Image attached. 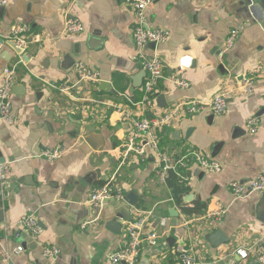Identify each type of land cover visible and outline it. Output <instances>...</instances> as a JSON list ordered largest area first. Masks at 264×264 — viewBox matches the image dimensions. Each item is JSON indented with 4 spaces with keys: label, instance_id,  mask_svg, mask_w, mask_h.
<instances>
[{
    "label": "crops",
    "instance_id": "crops-1",
    "mask_svg": "<svg viewBox=\"0 0 264 264\" xmlns=\"http://www.w3.org/2000/svg\"><path fill=\"white\" fill-rule=\"evenodd\" d=\"M8 1L0 9V84L4 69L18 64L12 98L17 121L8 125L0 120V164L11 169L0 195V264H112L110 256L124 247L127 226L146 212L151 215L144 234L160 238L155 247L143 244L137 264H181L176 255L181 246L199 264H258V254L264 253L259 219L264 195L235 200L229 188L232 181L246 183L264 174V20L250 10V2L158 0L148 10L149 25L171 33L152 49L164 74L156 114L182 101H211L245 78L255 80L251 94L229 97L225 114L183 111L159 131L163 152L178 156L195 149L220 162L223 171L182 169L191 180L179 205L157 178L162 167L158 155L149 152L145 162L131 156L117 180L125 196L138 197V205L109 201L93 209L85 203L94 188L116 173L131 135L117 108L94 101L128 112L133 109L127 97L138 102L144 93L147 75L135 81L144 70L132 37L134 12L124 0ZM67 16L79 19L85 32L62 36ZM17 26L27 27L37 39L23 54L11 38ZM234 30L238 38L227 49ZM78 62L110 82L115 93L80 83L74 71ZM175 76L188 88L174 85ZM65 86L72 87L70 94L60 91ZM117 87H126L125 95L117 98ZM252 117L261 121L257 134L248 130ZM91 135L99 137L96 148L85 141ZM57 148L60 159L42 156ZM197 205L204 206L202 214L183 210ZM216 206L226 210L220 220H198ZM26 217L43 229L39 237L19 226ZM47 248L57 249L58 256L46 257Z\"/></svg>",
    "mask_w": 264,
    "mask_h": 264
},
{
    "label": "built area",
    "instance_id": "built-area-1",
    "mask_svg": "<svg viewBox=\"0 0 264 264\" xmlns=\"http://www.w3.org/2000/svg\"><path fill=\"white\" fill-rule=\"evenodd\" d=\"M158 0H124L126 5L132 8L134 14V28L132 37L137 51L138 59L141 61L142 68L147 75L144 84V94L140 101L134 102L128 99V112H124L116 104L105 103V101H94L101 105H108L117 108V112L121 113L123 122H127L131 127V135L128 142L124 145L120 153V163L116 173L100 187L94 188L90 198L85 203L93 209H101L103 205L109 201L123 202L125 200V192L123 187L117 180L118 173L127 165L131 156L137 157L140 161L145 162L148 158V153L152 152L158 155L162 167L157 173V178L163 184H167L168 176L171 172L176 173L182 181L187 185L191 180L190 177L182 173L183 170H188L192 167H199L205 172L218 174L223 171V165L217 160L207 157L203 152L190 149L182 155L168 154L162 151L160 147L159 131L164 127L173 123L177 116L183 111L198 115L205 110L211 111L215 116H220L226 113L228 108V99L234 95L246 96L254 91L255 80L245 78L242 83L235 87H230L224 90L220 95L214 97L211 101H182L170 110L162 114H156V98L158 95V86L164 78L163 63L158 55L152 54L151 45L155 48L167 42L171 33L167 29L151 27L148 22V10L153 3ZM250 2L249 8L254 5L253 0ZM8 0H0V9L7 7ZM85 32L82 22L74 17L67 16L62 36H77ZM16 47L23 54L29 44L37 41L32 35L28 34L27 27L17 26L12 30L11 35ZM238 38V31L231 32L227 40V49H231ZM23 61L20 60V63ZM74 71L80 83H87L94 86H99L103 79L98 72H95L86 67L82 62L75 64ZM18 73V64L4 69L2 81L0 84V120L8 125H14L17 121L12 111V98L14 85ZM174 85L180 88H188L189 84L179 77L171 78ZM74 88V85L72 86ZM72 87H63L60 91L63 94H70ZM261 121L258 117H252L247 121L249 133L257 134L260 128ZM61 149L57 148L53 151H45L43 157L48 160L55 161L61 157ZM11 172L9 164H0V195L3 193L2 183L8 178ZM229 188L235 200H245L254 194L264 195V174H260L250 181L244 183L241 181H232L229 183ZM174 198L171 199V202ZM226 210L221 206H216V210H212L198 220H220L225 215ZM151 212L143 213L142 216H136V219L129 223L126 228V239L123 249L113 253L110 256L112 264H137L143 244L157 246L160 236L157 233L145 235L143 228L146 225ZM19 226L22 230L33 237H39L43 233V229L36 219L33 217L23 218ZM7 252V251H6ZM20 252V249L16 250ZM59 254L57 249L47 248L44 255L48 258H56ZM10 258V254L6 253ZM176 255L181 264H199L193 257L190 256V251L184 246L176 250ZM243 259L247 255L243 252ZM258 264H264V253L258 254Z\"/></svg>",
    "mask_w": 264,
    "mask_h": 264
},
{
    "label": "trees",
    "instance_id": "trees-1",
    "mask_svg": "<svg viewBox=\"0 0 264 264\" xmlns=\"http://www.w3.org/2000/svg\"><path fill=\"white\" fill-rule=\"evenodd\" d=\"M126 90H127L126 87H123V88L117 87L116 97L117 98L120 97L121 94L125 95V93L127 92ZM143 94L144 93L142 92V95ZM141 96H140V93L137 91V93L135 94V100H139ZM167 185L171 190L172 197L174 198V200L177 202V204L182 205L185 196H187L188 193L190 192V188L187 187V185L182 181V179L174 172H171L169 174L168 179H167ZM203 207L201 208L200 206L197 205L194 209L184 208L183 210L185 212L189 211L192 214L194 213L202 214L203 210L205 209Z\"/></svg>",
    "mask_w": 264,
    "mask_h": 264
},
{
    "label": "water",
    "instance_id": "water-1",
    "mask_svg": "<svg viewBox=\"0 0 264 264\" xmlns=\"http://www.w3.org/2000/svg\"><path fill=\"white\" fill-rule=\"evenodd\" d=\"M253 1H254V5H253L251 10L253 12H255L256 14H258L259 17L262 20H264V0H253ZM1 10H3V9H1ZM151 47L154 49L155 45H151ZM17 53L21 54V50L17 49ZM143 77H146V73L145 72L142 74V77L140 76L137 79H135L136 84H137V82L140 81V78L142 80ZM138 86H139V83H138ZM99 90L102 91V92L115 93V91L112 88V84L110 82H102L99 85ZM96 139H99V137L94 138V135H91V136L86 137L85 141L87 143H89L93 148H96L97 147V144L95 143ZM124 201L127 202L128 205H130L131 207H136L138 205V197L134 193L127 194L125 196V200ZM259 219H260V221L264 222V211L261 214ZM0 239H2V238L0 237Z\"/></svg>",
    "mask_w": 264,
    "mask_h": 264
}]
</instances>
